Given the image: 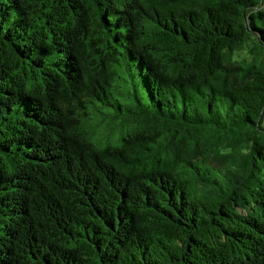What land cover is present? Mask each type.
I'll return each mask as SVG.
<instances>
[{
  "label": "trees",
  "instance_id": "1",
  "mask_svg": "<svg viewBox=\"0 0 264 264\" xmlns=\"http://www.w3.org/2000/svg\"><path fill=\"white\" fill-rule=\"evenodd\" d=\"M0 264H264V0H0Z\"/></svg>",
  "mask_w": 264,
  "mask_h": 264
}]
</instances>
